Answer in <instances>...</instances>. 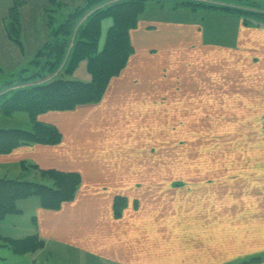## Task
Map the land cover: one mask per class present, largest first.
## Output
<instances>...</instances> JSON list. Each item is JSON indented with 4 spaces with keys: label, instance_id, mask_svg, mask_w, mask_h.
Instances as JSON below:
<instances>
[{
    "label": "crops",
    "instance_id": "1",
    "mask_svg": "<svg viewBox=\"0 0 264 264\" xmlns=\"http://www.w3.org/2000/svg\"><path fill=\"white\" fill-rule=\"evenodd\" d=\"M15 1L25 3L21 15L23 26H46L45 0H42L41 11L36 16H27L24 12L28 7L27 0H0V4H4L0 6V52L8 51L3 49L7 48L24 59L36 33L30 28L26 32L23 28V49L10 41L6 18ZM239 2L254 4L264 10V0ZM215 15H206L200 21L195 18L155 21L141 17L142 26L131 32L135 52L121 75L110 81L101 103L82 105L75 111H50L38 116L40 123L59 130L62 135L60 143L20 145L9 153H0V170L5 168L8 172L5 176L11 172L18 176L28 171L57 170L79 173L82 179L75 199L62 204L60 209H45L38 198L34 200L36 197L19 200L20 213L8 215L0 223V246L11 249L6 240L39 237L44 248L24 254L34 255L32 264L39 258L46 264H49L47 259L55 264H217L213 263L212 254H221L222 251L224 262H229L228 247L222 240L220 247L225 250L219 247L220 251L214 253H211L210 244L204 248L203 251L207 249L204 253L189 246L190 243L194 245L191 239L194 230L197 237H202L200 234L204 232L202 228L200 231L195 229L189 221L188 224L182 221L191 212H206V204L212 203L211 194L209 199L195 196L191 201H181L176 193L165 202V199H159L164 190L162 176H141V170L148 168L142 160L143 149L148 146L146 138L163 134V128L159 132L152 129L149 132V127L157 126L158 122L163 124L165 99L174 95V82L163 79L166 62L162 43L164 39L172 38L169 36L171 28H164V24L176 26L180 33L176 38L184 43L200 44L201 52L210 53L215 47L221 50L220 55L238 60L264 57V22L259 21V27L250 28L238 19L237 14L225 13L221 18ZM207 19L209 27L205 26ZM146 22L155 26L144 27ZM215 25L219 30L213 28L217 27ZM207 39L210 41L204 48L203 42ZM0 120L2 123L3 118ZM117 197L126 201L120 217L115 212ZM182 205L185 206L181 210ZM212 205L208 212L216 211L217 207L212 208ZM223 205L226 209H233L235 205L242 208L232 201H225ZM244 212L252 213L253 209ZM207 216L210 217L211 213ZM22 217L26 218L19 222ZM222 233L221 230L220 238ZM206 237L211 242L212 236ZM183 241L189 244L181 243Z\"/></svg>",
    "mask_w": 264,
    "mask_h": 264
},
{
    "label": "rangeland",
    "instance_id": "2",
    "mask_svg": "<svg viewBox=\"0 0 264 264\" xmlns=\"http://www.w3.org/2000/svg\"><path fill=\"white\" fill-rule=\"evenodd\" d=\"M57 1L63 6L45 0V17L48 16L46 9L50 10L52 7L57 9L63 7L64 14H68L84 6L86 11L80 21L81 24L99 8H108L123 0ZM27 2L28 7L24 12L27 16H36V13L41 11L43 1L27 0ZM146 2V10L142 18L155 21L172 18L179 20L195 18L200 21V18L206 15L210 17L216 14L215 16L221 18L225 17L223 14L228 13L232 16L237 14L238 19H242L245 25V16L242 14L241 17L237 10L264 15V10L256 5L243 4L239 0H146ZM24 4L23 2L20 8L21 15ZM90 8L94 9L90 10ZM258 21L264 22V20H256V17L253 20L254 24H258ZM209 23L207 19L205 26L209 27ZM112 24V18L104 21L105 33ZM150 25L155 26L152 22H146L144 27H150ZM140 26H142L141 19L137 28ZM24 27L26 32L30 28L36 33V39L31 41L27 56L21 59L18 54L7 48L3 49L8 51H3L2 54L0 52L2 68L0 90L3 89L4 92L11 90L12 87L21 86L19 84H27V80L32 77L31 73L35 69L36 53L50 40L47 25ZM257 27L259 25L250 28ZM164 28H171L169 36L172 38L164 39L162 43L164 50L162 53L166 62L163 79L165 82H174L172 89L174 95L165 99L163 124L160 125L158 122L157 126L149 127V132L151 129L153 132H159L163 128V134L146 138L148 146L143 149L142 160L148 168L141 170V176L146 175L148 178L162 176L164 190L159 199H165V202H169L171 195L176 193L180 195L181 201H185L184 199L191 201L195 196L204 199L208 198L209 194L212 195L211 205L213 204L212 208L217 207V212H208L211 210L210 201L205 206L206 212H191L188 218L182 220L186 224L189 221L199 231L202 228L204 232L200 234L202 237H197V231L194 230L191 237L194 245L186 241L181 243L195 246V251L203 253L207 252V249L203 250L210 244L211 253H214L220 251L221 240L226 242L229 262H224L222 251L221 254L220 252L217 255L212 254L213 263L217 264H239L240 261L259 252H262L260 255L264 258V57L256 56L252 60L243 58L238 60L220 55L221 50L215 47L210 53L201 52L200 44L184 43L183 40L176 38L178 34L180 35L176 26L164 24ZM213 28L219 30L217 29L219 26ZM133 30L130 31V38ZM209 41L207 39L203 42L204 48H207L205 45ZM211 41L213 43V40ZM73 43L72 40L70 45L73 46ZM132 46L133 55L135 52L133 43ZM213 46H215L214 43ZM87 64V60L82 61L70 74L65 73L64 62L56 73L45 75L39 80L32 78L33 83L40 84L55 76L89 82L92 76ZM41 72L45 74L44 71ZM121 73L113 77L111 81L119 77ZM165 91L168 90L165 89ZM78 108L80 106L69 111H75ZM37 122H39L38 117ZM6 124L9 127L26 130H31L34 126L30 116L24 112L15 113L8 117L7 121L3 118L0 126L7 127L4 126ZM74 126L73 132H75ZM152 164L156 167L152 168ZM5 170V168L0 170V177L52 184L40 172L28 171L18 176L11 172L5 176L8 173ZM225 201L237 202L240 206L242 205V208H237L235 205L233 209H226L223 205ZM184 206L180 207L181 210ZM248 209H253V212H244ZM207 213H211V216L208 217ZM24 218L18 219L19 222H22ZM225 224L226 226L228 224L227 228ZM221 230L222 238L219 234ZM207 235L212 236V243L207 241ZM199 238L202 239L199 240ZM1 247L0 264H32L34 260V255H17L11 249ZM221 249L225 250V248ZM46 261L49 264H55V261L53 263L49 259ZM35 264L46 263L39 258Z\"/></svg>",
    "mask_w": 264,
    "mask_h": 264
},
{
    "label": "trees",
    "instance_id": "3",
    "mask_svg": "<svg viewBox=\"0 0 264 264\" xmlns=\"http://www.w3.org/2000/svg\"><path fill=\"white\" fill-rule=\"evenodd\" d=\"M50 2L63 6L57 0ZM22 3L15 1L6 18L8 37L21 49L24 48L20 13ZM146 3V0H123L108 8H99L81 24L80 21L86 11L84 6L68 14H64L63 7L46 9L48 14L46 25L50 40L36 53L32 77L27 80V84H19L21 86L12 89L9 87L11 90L6 92L0 90V119L24 112L30 116L34 126L31 130L0 126V153H9L20 145L60 143L62 135L59 130L52 125L37 122V117L49 111H69L78 106L97 104L103 99L111 79L118 76L127 66L134 51L130 31L137 28L146 10ZM237 12L241 17L242 14L245 16V26L248 27L258 26L253 22L255 17L256 20H264L263 14L238 10ZM109 18H112L113 24L105 33L103 23ZM72 40L73 46L70 45ZM84 60H87L88 70L92 76L89 82L55 76L40 84L33 83L32 78L39 80L45 75H52L64 62L65 73L71 74ZM41 71L45 74H41ZM41 175L52 184L0 177V223L8 215L20 213L17 207L19 200L36 197L43 208L57 210L62 204L75 199L82 182L79 173L47 170L42 171ZM125 205L124 198H116L117 217L121 216V210ZM6 242L13 252L20 255L37 252L45 245L37 236ZM262 256L249 257L239 264L263 263Z\"/></svg>",
    "mask_w": 264,
    "mask_h": 264
}]
</instances>
